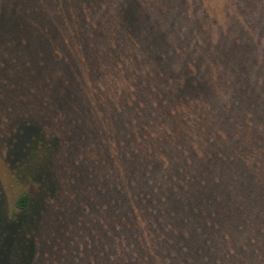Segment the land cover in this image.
I'll return each instance as SVG.
<instances>
[{
    "label": "trees",
    "instance_id": "trees-1",
    "mask_svg": "<svg viewBox=\"0 0 264 264\" xmlns=\"http://www.w3.org/2000/svg\"><path fill=\"white\" fill-rule=\"evenodd\" d=\"M167 1L113 5L116 34L135 47L138 64L130 68L135 94L121 97L114 111L102 102L107 94H93L84 84L72 54L60 52L62 18L43 11L50 3L59 14L67 4L82 23L86 0H0V109L10 115L5 126L17 142L6 138L0 264H244L248 253H227L219 234L224 220L216 213L236 217L221 196L238 177L216 176L213 148L201 163L174 158L184 153L176 143L184 98L210 96L212 88L199 70L190 79L188 64L196 60L169 42L159 16ZM103 27L98 23L86 43L95 42L86 48L94 77L101 72L95 62L111 49ZM26 36H33L30 44ZM227 112L220 110L224 124ZM113 146L121 151L118 159ZM249 147L239 143V149ZM240 168L249 171L246 164ZM252 177L261 191V180ZM214 197L222 205L214 206ZM231 218L238 228L240 218ZM259 241L260 251L252 253L264 264V238Z\"/></svg>",
    "mask_w": 264,
    "mask_h": 264
},
{
    "label": "rangeland",
    "instance_id": "rangeland-1",
    "mask_svg": "<svg viewBox=\"0 0 264 264\" xmlns=\"http://www.w3.org/2000/svg\"><path fill=\"white\" fill-rule=\"evenodd\" d=\"M94 1L86 0L82 4V23L77 20L76 7L68 8L67 4L63 5L64 9L59 14L50 3L45 5L43 11L47 15L53 14V20L58 15L62 18L59 30L64 38L59 39L62 40L60 52L72 54L71 61L81 71L83 82L90 92L107 94L103 96V104L116 111L121 107V97L132 98L135 94L130 73V68L136 71L138 66L137 60L131 56L135 47L131 49L132 46L123 44V36L116 34L117 18L113 6L116 0H110V5H104L105 0ZM160 11L162 26L171 45L180 48L181 52L186 50V59L196 60V64H188L190 79H194L199 70L200 74L205 73L212 88L210 96L199 93L184 98L183 126L176 142L180 147L179 154L184 153L181 158H174L181 162L201 163L207 153L212 154L213 148L218 153L214 157L217 163L212 164L216 176L238 177L232 191L227 189L225 196H221L237 215L226 217L224 212H216L224 220L222 224L219 223V234L227 241L225 247L228 254L231 251L248 253L242 262L258 264L252 250L259 252L262 242L259 240L264 238V199L262 202L258 200L259 196L264 195V0H168ZM98 23H103V28L108 31L104 39L111 49L109 55L101 57L99 63L95 62L101 72L94 77L89 70L93 62L86 48H95V42L90 46L86 43ZM38 27L35 24L34 28ZM27 37L30 44L33 36H26L25 39ZM96 43L99 48L105 46L98 41ZM25 50L27 48L23 46L20 48L21 53L25 54ZM35 53L37 55V51ZM22 61L24 63V59ZM141 67L145 68V64ZM102 89L105 92L99 91ZM222 108L228 110L225 124L220 114ZM7 116L10 115L6 110L0 109V187L4 185L2 182L8 170L6 138L13 145L17 143L12 139L15 133L8 134L9 126H5ZM15 129L17 131L18 127ZM154 130L157 132L161 128ZM113 140L111 138L110 142ZM241 141L250 147L239 149ZM120 154L118 147L113 146V157L118 159ZM162 154L166 155L164 152ZM244 164L249 167L247 173L241 171L240 167ZM252 176L261 180V191L251 185ZM219 205L222 202L214 197V206ZM231 216L240 218L238 228L232 226ZM217 250L224 252L221 246Z\"/></svg>",
    "mask_w": 264,
    "mask_h": 264
}]
</instances>
